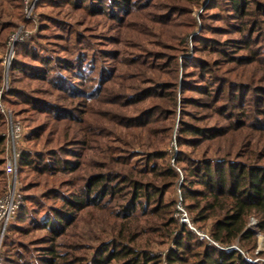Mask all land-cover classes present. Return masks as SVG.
<instances>
[{"label": "trees", "instance_id": "trees-1", "mask_svg": "<svg viewBox=\"0 0 264 264\" xmlns=\"http://www.w3.org/2000/svg\"><path fill=\"white\" fill-rule=\"evenodd\" d=\"M63 1L83 11L87 18L102 16L121 24L126 18L117 12L128 16L131 7L140 6L132 0H39L37 7L45 2H55L57 6ZM176 1L207 9L204 0ZM223 4L233 23L231 31L239 37L227 48L213 45L217 58L190 65L193 67L190 71L184 72L187 60H182L174 156L167 149L172 130L167 122L176 112V56L150 57L148 62L128 60L131 72L123 76L124 80L129 83L142 78L144 87L134 89L131 83L120 84L121 89L112 93L107 91L117 84L114 74L107 76L101 66L97 69L98 53L93 49L90 56L79 49L72 59L29 41L14 44L9 91L1 100L7 105L23 103L29 111L43 115L46 120L33 128L32 140L42 142L43 146L55 143L54 153L22 152L17 173L23 168L46 177L77 172L83 165L81 159L96 149L99 163L82 179L66 181L72 190L67 197L55 193L54 188L49 190L45 200L49 198L57 207H45L37 201L36 206L46 209L41 220L30 215L32 211L26 208L27 202H35V198L22 197L4 236L1 248L4 264H161L162 257L166 264H258L246 261L231 246L251 252L256 248L257 233L264 236V94L259 95L262 89L255 83L234 81L220 74V70L224 65H234L240 71L256 65L264 68V48L257 49L264 30L261 23L264 2L224 0ZM21 8L20 0L22 22L26 23ZM43 26L44 23L39 25L41 31ZM60 28H65L61 22ZM75 42L78 48L80 42L89 45L82 35ZM114 60H119L117 55ZM163 67L173 81L154 79L162 74L157 70ZM1 68L0 65V72ZM147 72L151 75L150 83L145 82L147 77H141ZM29 80L45 84V92L40 93L54 99L34 96L39 93L19 85ZM241 89L251 92L243 94ZM107 97L111 98L110 103L104 101ZM119 98L122 102H118ZM146 101L149 105L139 108ZM104 102L133 108L134 113L120 117L114 112L100 115L98 111H86L87 103ZM187 106L206 111L207 116L198 119V112L195 117L185 109ZM184 117L189 120H183ZM207 119L208 124H201ZM109 120L114 132L108 131L107 135L103 128L105 123L110 125ZM104 134L123 148L107 147ZM3 164L4 140L0 137V167ZM3 175L2 168L0 181H4ZM175 187L190 225L222 248L200 239L179 222L177 201L167 197ZM2 193L0 189L1 196ZM86 214L97 225L102 222V228L98 232L89 228V237L81 236L84 243L68 245L65 241L68 230L77 227ZM251 218L255 221L253 229L248 227ZM26 223L31 229L20 227ZM34 230L45 232L40 241L42 246L34 247L39 248L34 249L36 253H29V258L16 250L13 253L10 245L16 241L10 239V231L27 236ZM169 245L172 247L168 248ZM157 248L166 249L165 255L158 253ZM81 250L86 255L78 256ZM23 251L27 253L28 248L23 247Z\"/></svg>", "mask_w": 264, "mask_h": 264}, {"label": "rangeland", "instance_id": "rangeland-1", "mask_svg": "<svg viewBox=\"0 0 264 264\" xmlns=\"http://www.w3.org/2000/svg\"><path fill=\"white\" fill-rule=\"evenodd\" d=\"M22 1L23 0H21V9L23 14L24 8ZM132 1L136 4L139 3L140 6H135V8L131 7L128 16L117 12L119 15L126 18L125 23L121 24L114 19L109 20L107 17L102 16L95 19L87 18L83 11L75 10L76 8L64 1L60 5L57 4V6H54L55 2H51L50 4L45 2L38 7L36 5L33 9V18L31 20H26V23H23L19 9L20 0H0V59L2 60L0 64L2 67V71L0 72V89L7 84V92L9 91L11 79L9 70H5L3 60H5L8 56L11 40L16 36H22V41L32 42L34 45L41 46L44 50H49L50 53H54L55 51L59 53L60 57L74 59L77 57L76 53L80 52L79 49H82L81 51L88 56L92 55L93 50L96 51V54L98 53L97 69L101 66L105 71H107V76L112 73L114 74L112 75L114 76L117 84L116 86H112L113 88H110L107 91L112 93H115V89L117 91H119L118 89H121L120 84L126 86L131 83L134 89L136 86L144 87V82L141 80L142 78H138L139 80L136 82L130 81L129 83L124 80L125 77L123 76L127 75L128 72H131L128 60L136 59L137 61L148 62L151 60L150 57L161 55H170L171 57L176 56L178 63L175 71L177 83L176 112L174 118L167 122L172 129L170 133L171 139L169 140L167 149L171 155L174 156L176 151L175 136L177 133L178 121L180 119V106L178 99L180 97V79L183 72V69L181 68L182 60H187V62H184L186 67L184 68V72L190 71L193 68L190 65H197L201 61L211 62L217 58V55L213 53L214 46L227 48L228 45H232L233 42L235 43L236 41L234 39H237L239 36L231 31L233 28L231 25H233V23L230 22L231 18L226 16L227 7L223 4L224 0H204L205 7H207V9L204 10L201 9V7L194 6L187 2H178L176 0ZM260 1L264 2V0ZM43 18L46 20H43L42 22L41 19ZM262 19L261 23L264 29V16H262ZM60 22L61 25L65 26L64 29L60 28L61 30H59ZM41 23H44L45 25L43 26L44 30L42 31L39 27ZM261 33H263V36L259 39V46L257 49L261 47L264 48V30H262ZM78 35H82L85 38L86 43L89 45L84 46V42H80L78 48V44L75 42ZM256 43L253 44L254 47L256 46ZM207 46L212 48L209 49ZM116 55L119 58V62L114 60ZM164 69L165 68L163 67L162 69L157 70V72L159 71L162 74H159V77H155L154 79L156 81H173L172 78H169L172 77V75L167 74L168 70ZM169 70L171 72L173 71L172 69ZM239 71L240 68L235 67L234 65H224L221 66L220 74H223L225 77H231L234 81L241 80L252 82L250 84L255 83L254 85L262 89L258 92L259 95L264 94V68H262V66H249L240 72ZM239 73L241 75L240 77L238 76ZM96 75L97 72H95L93 77L96 78ZM143 75L144 77H147L145 82L150 83L148 82L151 78L150 73L147 72V74H142L141 77H143ZM19 85L30 90V92L34 91V93H39L38 95L33 94L34 96L42 97L44 99L48 98L50 100L54 99L53 96L51 97L49 95L41 94L44 93L46 89L45 84H41V82L29 80V82H24ZM150 85L151 84H146V87H151ZM108 86L111 87L110 85ZM130 91L132 90H129V93ZM240 91H242L243 94L249 95L251 89H241ZM186 95L190 96L191 94ZM194 95L196 97H200L196 93ZM117 100L118 102H122L121 98ZM104 101L110 103L112 100L110 97H107ZM106 102L101 105L87 103L86 111H98L100 115L114 112L120 117H129L134 113L133 108H128L126 106L125 108L120 106L115 107L111 106V104H107ZM148 103L149 102L146 101L140 104L139 108L147 107L149 105ZM64 104L66 103L64 102ZM2 105L5 109L12 113L13 119L19 121L20 126L23 129L24 134L21 143L22 152L33 153V151H43V153H47L48 151H53L54 153L55 143L43 146L42 142L32 140L33 128L39 125L42 121L46 120L43 115L39 116L34 114L33 111H29L30 108L23 103L7 105L2 102ZM185 109L188 112L193 113L195 117V112H198V119L206 117L207 115L205 113H208L206 111L203 112L202 110L196 111V108L192 106H187ZM13 114L17 117V119ZM108 119H110V117H108ZM184 119L189 120L187 117H184L183 120ZM192 123L196 122L192 121ZM204 123L208 124L209 120L207 119L206 121L201 122V124ZM105 125L106 127L103 128L105 134L109 135L110 132H114L112 122L110 125L107 123H105ZM47 131L44 132V134H46ZM5 133L6 121L3 118V123L0 124V137L4 140V158L6 156V140L5 137L1 135ZM105 134L103 136L107 138V141L103 142L107 147L123 148V146L117 143L115 139L108 138L109 136H105ZM98 151L99 149L92 152L88 151L81 159V163H83L81 170H78L77 172L75 171L65 174L57 173L56 176L46 177L39 176L31 170L23 168L19 173H17L16 179L20 188L21 196L35 198V202L33 200L27 202L28 204L26 208L32 211L30 215L41 220L43 212L46 213V209H44L45 207H57L58 205L54 204L49 198V200H45L49 190L54 188L56 191L55 193H59L62 196L67 197L72 190L66 185V181H69L70 179L80 180L89 171H93L95 169L94 164L99 163L97 162L99 161ZM60 157L65 156L60 154ZM51 160H53V158H51ZM72 161L76 160L73 159ZM2 168L3 166L0 167V169ZM3 176L4 181H0V189L5 193L8 186V179L5 174ZM178 193V187H175L167 195V197H172L175 201H177ZM37 201L45 207L36 206L35 203ZM96 217L99 218L98 215H96ZM254 222V219L251 218L249 220L248 227L253 229ZM100 223L101 225L99 223L97 225L94 220L87 216V214L83 215L77 227L68 230L66 236L67 239L65 240L67 241L66 243H68V245L76 242L84 243L81 240V236L89 237L87 234L89 233V228L98 232L103 226V223ZM20 227L24 229H31L27 223L20 225ZM44 233L45 232L34 230L27 236H22L19 233H13V231H10V239L16 241L14 245H10V248H12L13 253L17 251L24 256H27L29 253H36L34 252V249L39 248L34 247L42 246L40 241H42ZM23 247L28 248L27 253L23 251ZM171 247V245L168 246V248ZM157 249L159 251L158 253H163L165 255L166 249ZM240 249L243 252V256L247 259L255 260L258 264H264V236L262 234L257 233L256 248L253 251L246 253L243 248L240 247ZM77 255L83 256L86 255V253L81 250L77 253ZM27 258L29 257L27 256ZM161 264H166L164 257L161 259Z\"/></svg>", "mask_w": 264, "mask_h": 264}, {"label": "built area", "instance_id": "built-area-1", "mask_svg": "<svg viewBox=\"0 0 264 264\" xmlns=\"http://www.w3.org/2000/svg\"><path fill=\"white\" fill-rule=\"evenodd\" d=\"M39 0H23V14L25 20H31L33 18V9L37 5ZM21 37H13L11 40V45L9 47V53L4 61L5 70H9L11 65V60L13 57V47L16 42L22 41ZM8 85L5 84L3 88L0 89V114L6 121V133L1 135L5 137L6 140V156L4 158V165L3 170L4 174L8 179V186L5 193L0 197V264H3L1 259V248L3 245L4 236L7 230L8 225L13 221L15 213L19 206L22 203V196L20 193V188L18 186V182L16 179V174L18 170V159L22 153V138H23V129L20 126L19 121L13 119L12 113L5 109L1 102V96L7 92ZM177 213L176 216L179 219V222L185 224L190 230L195 232L197 236L209 243L213 244L218 248H222L212 242L208 235L205 233L197 232L189 223L188 217L183 210L180 204V195L178 193L177 199ZM232 249L236 250L237 252L242 253L241 249L237 245L231 246ZM245 257V256H244ZM248 262H256L255 260L247 259Z\"/></svg>", "mask_w": 264, "mask_h": 264}]
</instances>
